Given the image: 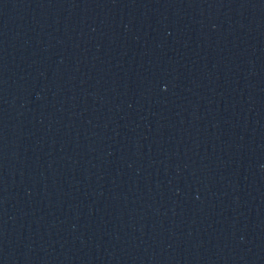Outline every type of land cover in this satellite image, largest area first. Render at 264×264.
I'll return each instance as SVG.
<instances>
[{"label": "water", "instance_id": "water-1", "mask_svg": "<svg viewBox=\"0 0 264 264\" xmlns=\"http://www.w3.org/2000/svg\"><path fill=\"white\" fill-rule=\"evenodd\" d=\"M0 264H264V0H0Z\"/></svg>", "mask_w": 264, "mask_h": 264}]
</instances>
